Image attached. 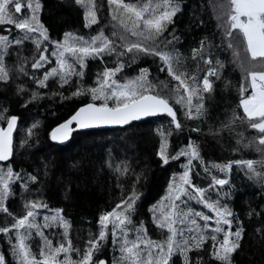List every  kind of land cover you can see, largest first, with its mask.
Here are the masks:
<instances>
[{
  "label": "snow or ice",
  "instance_id": "obj_1",
  "mask_svg": "<svg viewBox=\"0 0 264 264\" xmlns=\"http://www.w3.org/2000/svg\"><path fill=\"white\" fill-rule=\"evenodd\" d=\"M74 3L83 10L85 28L100 26L103 0H74ZM106 3L110 34H105L106 28L88 38L66 31L62 39L52 40L40 18L42 0H0V85L7 90L15 83V95L28 97L22 107L48 95L39 89L49 88L50 82L61 89L65 85L74 86L72 97H90L89 102L51 129L49 136L54 142L69 139L73 126L75 129L131 126L147 117L168 118L167 127L160 125L156 129L159 145L155 155L162 167L181 157L184 162L180 165L182 171L172 173L165 195L149 209L162 239H153L144 221L135 223L139 193L133 182L128 195H122L110 210L101 211L96 221L97 233L89 232L83 247L74 243L70 235L72 224L63 209L49 210L38 194H32L29 184L39 181V173L15 170L13 133L19 118L7 114L8 108L4 107L0 111V214L3 215L0 236L7 251L0 249V264H108L97 253L109 236L111 264H233V254L242 246L245 228L223 202L232 192V166L239 167L264 190V0H208L207 5H198L204 9L211 7L217 31L212 39L199 38L189 54L181 52V37L176 35L175 27L176 18L183 15V0H106ZM204 24L201 17L196 26ZM28 44L33 49L29 56H22ZM225 52H231L232 62L242 75L237 105L242 113L233 110L215 132L231 131L237 121L239 126L255 130L256 135L242 146L255 147L260 158L206 164L200 144L192 138L173 154L169 138L173 132L183 131L175 105L180 106L188 120L203 122L207 118L205 101L215 91V81L222 79L225 62L221 54ZM13 56L15 60L9 64ZM145 58L151 59L156 77H152L150 67L137 63ZM89 60L98 61L100 68L95 73L94 85L85 86L83 78ZM133 65L137 74L124 75ZM160 74L165 79H159ZM29 82L36 85L30 94L26 86ZM57 94L62 99L68 98L63 92L52 93ZM38 124L39 121L27 128L29 137ZM190 131L199 133L201 129ZM238 135L239 145L243 133ZM20 143L23 145L27 140ZM194 161L210 181L204 186L195 183L201 172L195 170ZM130 167L123 161L115 166V171L125 175ZM17 191L24 201L20 213L11 211L8 203ZM193 202L210 214L198 211ZM253 215L264 217V207L250 211L249 217ZM255 231L264 238V224ZM34 238H38L35 250Z\"/></svg>",
  "mask_w": 264,
  "mask_h": 264
},
{
  "label": "trees",
  "instance_id": "obj_2",
  "mask_svg": "<svg viewBox=\"0 0 264 264\" xmlns=\"http://www.w3.org/2000/svg\"><path fill=\"white\" fill-rule=\"evenodd\" d=\"M103 3V10L99 13L101 18L99 27L96 25L92 28L84 27L83 10L75 5L74 0H42L43 10L40 18L52 40L62 39L66 31L88 38L95 35L100 28H106L105 34H110L106 0H103ZM183 4V15L176 18L175 27L176 35L181 37V52L189 54L190 48L196 45L199 38L207 36L212 39L213 33L217 31L216 20L211 7L206 9L198 7L201 4L207 5L208 0H183ZM201 17L205 20V24L197 27L196 23ZM216 42H219L218 39ZM32 49L33 45H26L21 55L29 56ZM221 59L225 62V69L222 79L215 81V91L205 101L207 118L203 122L188 120L180 106L175 105L183 131L173 132L169 138L171 151L175 154L189 138H192L200 144L201 155L206 164L208 162L223 164L237 159H259L260 153L255 147L242 146L256 135L255 130L239 126L237 121V126L231 131L224 129L218 134L215 132L221 122H227L226 117H230L233 110L242 113V110L237 108L240 98L241 72L232 62L231 52L222 53ZM14 60L15 56L9 64H12ZM109 63L111 66L112 62ZM137 63L140 67H150L152 77H156L157 73L151 67V59L145 58ZM192 67H195L194 64ZM99 68L98 61L87 62L83 78L85 86L94 85V76ZM28 69L31 71L30 63ZM137 72L138 69L133 65L131 69L125 71L124 75L131 77ZM159 79H165L164 74H160ZM153 82L158 83L157 80ZM26 86L28 94L36 89V85L30 82ZM15 88V83L11 84L7 90L0 85V111L6 107L7 114L16 115L19 118L14 132L12 158L14 168L17 171L23 170V173H39V181L36 184H29L31 192L33 195L38 194L49 206V210L63 209L64 216L72 224L70 235L73 242L83 247L89 232L97 233L96 221L101 211L110 210L119 202L122 195H128L132 191L133 182L136 183V192L139 193L137 214L133 217L135 223L144 221L148 234L153 239H162L152 223L149 209L165 195L172 173L182 171L180 165L184 162V158L181 157L162 167L155 155L159 145L156 129L160 125L167 127L168 118L154 117L116 129L79 131L73 127L68 142L58 144L50 139L51 129L67 119L83 103L89 102L90 97L86 95L72 97L70 93L75 90L74 86L65 85L61 89L57 84L50 82L49 88L39 89L48 95L22 107L21 105L28 97L15 95ZM59 92H63L64 97L68 98L62 99L58 94L52 95ZM37 121H39L38 127L29 137L27 128ZM197 127L201 129L199 133L190 131ZM238 133H243V140L239 145L237 144V140L240 139ZM25 139L27 143L21 145V140ZM123 161H127L131 166L130 171L125 175H119L115 171V166ZM193 163L197 165L195 170L201 172V176L195 178V183L200 186L209 183L210 181L204 178L199 163L197 161ZM109 164L112 167H109ZM213 171L217 175H223L216 170ZM138 175L139 180H137ZM230 180L232 192L223 202L229 205L245 228L242 246L233 254V264H264V238L255 231L264 224V217L255 215L249 217L250 211L253 209L260 211L264 207V190L259 184L249 180L236 165L232 166ZM118 184L120 187L117 186ZM8 203L11 211L21 212L24 201L19 191ZM192 206L198 211L208 213L202 205L193 202ZM2 221L3 215L0 214V226ZM37 242L38 238H34V250ZM0 249L7 251V245L2 236H0ZM97 256L111 264L113 251L110 236ZM8 258L11 260L10 254ZM75 258L73 255V259Z\"/></svg>",
  "mask_w": 264,
  "mask_h": 264
},
{
  "label": "water",
  "instance_id": "obj_3",
  "mask_svg": "<svg viewBox=\"0 0 264 264\" xmlns=\"http://www.w3.org/2000/svg\"><path fill=\"white\" fill-rule=\"evenodd\" d=\"M69 118V117H68ZM67 118V119H68ZM150 118H154V117H147V118H144L143 120L141 121H145L147 119H150ZM66 120V119H65ZM63 122V121H62ZM135 122H140V121H135ZM133 122V123H135ZM132 123V124H133ZM74 127V126H73ZM125 127H128L127 125L126 126H115V125H101V126H95V127H90V128H86V129H77L79 131H90V130H96V129H116V128H125ZM16 130V129H15ZM14 130V132H15ZM13 136H14V133H13ZM69 139H67L66 141H63V142H56L58 144H66L68 142Z\"/></svg>",
  "mask_w": 264,
  "mask_h": 264
}]
</instances>
